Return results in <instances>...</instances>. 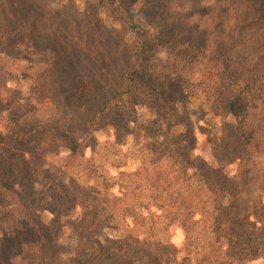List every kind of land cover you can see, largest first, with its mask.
<instances>
[{"label":"trees","instance_id":"obj_1","mask_svg":"<svg viewBox=\"0 0 264 264\" xmlns=\"http://www.w3.org/2000/svg\"><path fill=\"white\" fill-rule=\"evenodd\" d=\"M146 1L105 0L130 13L116 63L55 45L60 15L42 44L35 13L0 8V264H264V0H215V13L183 28L197 61L163 71L148 61L170 50L156 13L181 5ZM208 114L204 154L197 123ZM114 120L133 141L120 159ZM105 125L112 140L98 141ZM175 225L185 248L201 244L198 257L167 259L161 235Z\"/></svg>","mask_w":264,"mask_h":264},{"label":"rangeland","instance_id":"obj_2","mask_svg":"<svg viewBox=\"0 0 264 264\" xmlns=\"http://www.w3.org/2000/svg\"><path fill=\"white\" fill-rule=\"evenodd\" d=\"M136 6H143L147 1L146 0H136ZM146 1V2H145ZM176 3H180L182 13H156L163 17L165 21V26L168 25L169 28L166 31L168 33V38L166 41L167 44L164 46V51L168 49L169 52H174V55L165 52H155L148 54L149 65L155 66L156 71L164 68L174 67L179 64L180 61L187 60L189 63L197 61L198 57V48L196 47L197 43L188 41L190 36L186 37L184 27L190 26L196 21L200 23L197 19L203 13H215L216 10L214 6H217L215 0H202L201 7H191L192 0H173ZM236 4L242 3V1H235ZM221 6V4H218ZM0 8L2 13H35L36 29H38L39 41L40 38L44 35L43 30L45 24L51 19H56L57 15L63 17L61 33L57 35V31L54 32V39L52 40L55 45H61L66 43L67 45L74 46V50L78 51L80 49H85L82 55H79L84 61H97L100 63H116L121 61L125 56V50H128L131 44V39L133 37L130 34V29L125 27V17L127 22V16L130 13H117L113 5L108 4L105 0H1ZM5 10V12H3ZM1 13V11H0ZM135 16V24L142 23L138 19L139 13H132ZM182 14L184 17H187L189 23H186L184 20H178L180 26L172 25L173 20H170L171 17H177ZM55 16V17H54ZM169 19V20H168ZM162 23V20H159ZM64 33L63 38H60ZM194 34V31L190 28L188 35ZM43 38L41 40L42 44L44 43ZM127 57V56H126ZM153 58V59H152ZM39 73V71H37ZM40 74V73H39ZM190 91L195 90L197 87V79L192 77L189 79ZM153 90L151 96H154L156 89L149 88ZM161 92V89L158 87V93ZM195 98L189 97L188 107L189 109L196 110L198 101L194 100ZM179 106V104H178ZM139 113H146L144 109H140ZM195 121L196 116H193ZM216 119L211 115L205 116L198 122L197 133L199 139V149L198 152L206 154L208 152V147L206 145V132L209 128L215 127ZM114 127H118L121 131V135L117 138L118 143L115 145V158H123L124 153L131 150V145L133 143L131 136L126 134L125 130L122 128V122L119 120H114ZM113 125V124H112ZM112 125H105L104 132L97 134L98 141L112 140L111 134L114 130ZM1 127V123H0ZM179 132H182L186 129V124L182 123L181 125L174 128ZM202 129V130H201ZM58 161L62 162L63 158H59ZM132 166H130L131 170ZM142 178V175L139 176ZM138 226L131 227V230L134 231L137 235L140 234ZM109 233V231H106ZM112 235H116L115 232H110ZM166 243L171 244L170 249L168 250L167 259H170L175 253L176 262H179L183 257H198L199 250L201 249V244L194 248H185L183 244V232L180 227L177 225L171 226L167 231L161 235ZM175 250V251H174ZM173 260V259H172ZM261 260L252 262L251 264H261Z\"/></svg>","mask_w":264,"mask_h":264}]
</instances>
